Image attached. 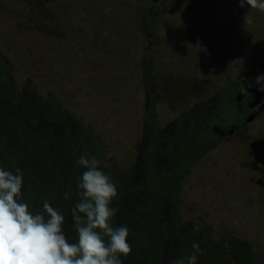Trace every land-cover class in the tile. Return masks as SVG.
Wrapping results in <instances>:
<instances>
[{
  "label": "rangeland",
  "instance_id": "374dc122",
  "mask_svg": "<svg viewBox=\"0 0 264 264\" xmlns=\"http://www.w3.org/2000/svg\"><path fill=\"white\" fill-rule=\"evenodd\" d=\"M261 58L264 13L240 7L239 0H0V61L10 89L0 102L10 104L15 96L16 104L12 99L8 106L13 110L35 97L41 122L58 137L48 142L64 150L58 167L64 164L72 174L67 184L55 186L56 196L46 192L55 196L60 211H70L65 220L73 232L76 185L86 170L77 164L82 154L102 161L101 169L116 185L120 180L135 192L132 169L144 136L181 116L187 124L212 115L211 98L225 80L240 77L249 86L260 80L247 74ZM68 121V131L61 134L62 122ZM244 122L200 156L182 180L179 221L193 235L171 233L162 245L161 264L181 257L188 262L194 242L201 249L196 264H218V259L264 264V113ZM140 184L136 196L120 191L110 207L119 213L118 223L128 227L127 240L138 238L147 247L161 243V230L173 221L166 223L167 201L158 221L151 208L134 220L126 206L132 197L135 207L144 205L147 189ZM151 216L148 230L138 231L143 218Z\"/></svg>",
  "mask_w": 264,
  "mask_h": 264
},
{
  "label": "clouds",
  "instance_id": "9594fccd",
  "mask_svg": "<svg viewBox=\"0 0 264 264\" xmlns=\"http://www.w3.org/2000/svg\"><path fill=\"white\" fill-rule=\"evenodd\" d=\"M245 5L264 13V0H239L240 7ZM77 164L86 170L76 185L79 201L71 209L75 243L63 230L64 215L49 202L40 212L22 202L20 170L14 174L0 168V264H123L121 256L130 254L132 247L128 227L111 225L116 209L110 205L117 187L97 158L82 154ZM69 195L65 193V199ZM192 247L188 264H196V253L201 252L198 243Z\"/></svg>",
  "mask_w": 264,
  "mask_h": 264
},
{
  "label": "flooded vegetation",
  "instance_id": "af4514ba",
  "mask_svg": "<svg viewBox=\"0 0 264 264\" xmlns=\"http://www.w3.org/2000/svg\"><path fill=\"white\" fill-rule=\"evenodd\" d=\"M250 68L247 76L249 78L261 77L260 80L252 86L247 85L240 77L233 80H225L220 90L211 98V102H214L211 108L212 115L203 114L199 117L200 122H198V119H189L187 124L184 123L185 117L181 116L170 127L164 130L153 127V131L144 136V145L139 147V156L135 164H133L131 179L133 181L136 180L134 181L136 183L134 184L135 192L138 191L136 185L140 184L139 182L137 184L138 177L145 183L143 186L140 184V187L147 189L141 199L145 203L142 207L137 208L134 206L136 199L132 197V202L126 208L132 210L133 217L138 214L136 222L142 217L140 213L151 208L156 213L155 216L158 221V210L162 208L163 204L164 207L166 206L165 201L169 203L166 223L169 220H172L173 223L167 227V230H161L164 238L160 241L161 243H158V246L166 245L167 243H164V241L168 239L171 233H179L180 235L187 233L190 234V237L193 235L192 230L188 226L182 227L183 225L180 223L179 218H174L172 215L176 202L179 200L181 204L180 190L176 201L175 189L173 188L182 173H184L185 167L191 158L197 156L198 159L210 148H215L214 143L217 140L219 143L221 139L236 132L245 123L244 121L246 123L250 122V120L256 119L264 113V58L256 60ZM10 99L9 105L12 104V99H15V96L10 97ZM227 112L231 114L232 120L230 121L227 118ZM212 122L216 126H210L209 124ZM72 147H77V145ZM43 148H46V144L43 145ZM59 149L61 150L62 148ZM71 151L73 156L76 157L75 150ZM64 176H67V174H64ZM67 182L68 179L64 183L67 184ZM117 183L121 184L120 180ZM126 187L125 184H121L123 195L126 192H131L136 196L133 190H127ZM118 196L120 195L118 194ZM137 196L140 197V193ZM179 208L180 205L178 206V215ZM153 223L154 216L148 219L143 218L138 231L148 230L149 224ZM177 247L179 248L178 244Z\"/></svg>",
  "mask_w": 264,
  "mask_h": 264
},
{
  "label": "trees",
  "instance_id": "16d2710c",
  "mask_svg": "<svg viewBox=\"0 0 264 264\" xmlns=\"http://www.w3.org/2000/svg\"><path fill=\"white\" fill-rule=\"evenodd\" d=\"M0 68V82H3V85L0 84V97H2L7 96L8 93L6 90L10 89L7 86L8 80L6 72L8 71L6 64H2L0 61ZM29 97L32 99L29 103L24 102L25 105L22 104V106L18 108L14 107L13 110L8 108L9 104L0 102V168L12 171L14 174L17 169L20 170L23 176L21 200L22 202L28 203L30 210L33 212L42 211L43 203L45 201L49 202L54 208L57 207L56 209L59 210L58 201L55 198L57 195L55 186H57L58 183L61 184L63 181L65 182L66 179H69L68 174L70 173L71 175L72 173L67 166L64 167V164L58 167V163L62 160V157L60 156L64 155V150H55L51 146V143L48 142L49 140H54L58 137H55L53 129L50 126L41 122L39 118L40 114H38L40 110L36 107V98L33 96ZM53 103L56 106L55 109L60 111V106L54 99ZM14 104H16V100ZM61 112L66 115L68 114V112L65 113V111L62 110ZM34 121H36L37 124H34ZM70 124L71 121L62 122L61 127H65V129L61 134L68 131ZM56 142H58V140H56ZM44 144H46V148H43ZM217 144L218 140L214 145L217 146ZM52 155L59 158L55 161L51 158ZM196 160L197 156L191 158L190 162L185 167L184 173H182V176L177 181V188L175 189L176 201L179 197L181 182ZM60 168L62 171H60ZM64 174H67V176H64ZM137 179L138 183L139 178ZM141 185L143 186L145 183H142ZM116 187L118 194L120 191L122 192L119 183H117ZM49 190L52 191L55 196L49 195L46 192ZM73 201L68 202V205L71 206ZM179 205L180 202L178 200L172 212L174 218H179ZM60 212L65 216V219L69 217L68 214L70 211L64 209ZM137 215L138 214L134 217L135 221L137 220ZM118 216L119 213L116 212L111 219V225L114 228L121 226V223H118L117 220ZM63 230L68 237V240H71L72 243H74L77 234L69 228V222L66 220L64 221ZM128 242L132 247V251L125 259L121 256L123 264H161V257L163 258V255L165 254V252H163L164 246H158L155 242L153 244L149 242L147 247H145L143 246L144 243L141 240H138V238H134L133 241L129 240ZM204 247L208 253H211L210 250L214 251L215 257L218 259V254L215 249L207 247L206 245ZM238 256L239 259L244 262L245 252L240 250ZM246 259L247 262L251 263L252 257L250 256V253L247 254ZM181 260L184 261V258L181 257V259L174 264H179ZM217 263L222 264L223 261L218 259ZM184 264H188V262L185 261Z\"/></svg>",
  "mask_w": 264,
  "mask_h": 264
}]
</instances>
